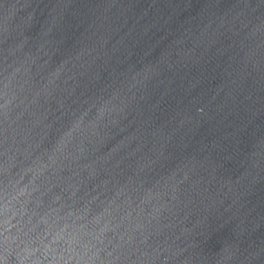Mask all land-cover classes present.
Wrapping results in <instances>:
<instances>
[{"label": "water", "instance_id": "95a60500", "mask_svg": "<svg viewBox=\"0 0 264 264\" xmlns=\"http://www.w3.org/2000/svg\"><path fill=\"white\" fill-rule=\"evenodd\" d=\"M0 264H264V0H0Z\"/></svg>", "mask_w": 264, "mask_h": 264}]
</instances>
